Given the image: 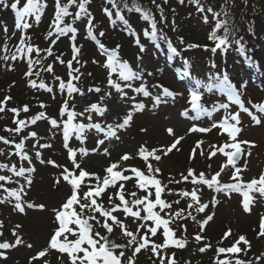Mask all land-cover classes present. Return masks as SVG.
<instances>
[{"label":"rangeland","instance_id":"obj_1","mask_svg":"<svg viewBox=\"0 0 264 264\" xmlns=\"http://www.w3.org/2000/svg\"><path fill=\"white\" fill-rule=\"evenodd\" d=\"M9 9L11 10L12 8H9L8 0H4L0 4V57L8 56L9 59L7 61L0 59V84L2 81L4 82L11 78L15 80L16 86H18V93L24 96L28 89L24 72L27 71L29 66L25 62L20 63L17 73L13 76V74L11 75V72H13L11 68V57L14 54L16 55L18 50V48L16 50V47L18 44L20 45L21 37L25 35L23 27L18 29L14 25V11L12 12ZM4 10H8L7 12L5 11L6 15L3 14ZM181 11L184 12V10ZM191 11L192 9H189L185 14L191 13ZM5 28L7 29L6 32ZM106 32L109 33V29L106 28ZM208 32H212V28L208 30L202 26H195L191 34L184 33L183 35L187 38L188 43L203 45L207 42L206 37ZM37 36H39L38 31L32 35L34 40L38 38ZM119 37L122 38V35ZM128 43L126 44L120 40L115 43L117 44L115 46H122L123 44L129 46ZM63 44L66 47L67 43L64 42ZM115 49H119V47ZM130 50L132 51L133 48L130 47ZM161 52L162 50H156L155 52L149 51L142 55L135 49L128 56L125 53L122 55V59H125L124 61H127L133 70H142V78L139 80L122 81L111 78L114 82L119 83L123 92L126 94L123 99L116 88L108 84L110 70L104 67L106 60L98 57V55L96 56V54L92 56L95 58V62L91 60L92 57L88 59V64H93L92 66L94 68L91 66L89 68L91 69L90 71H95L96 80L91 82L90 77L89 82H81L77 86L74 84L84 95H81L80 92H73L71 97H69L66 87L63 91L60 90L59 85L61 80L65 85L68 83L66 82V78L69 75V70L65 68V63L72 61L71 57H68V54L66 58H63L64 68L60 60L56 62L52 58L51 60L45 58L44 65H47L39 68L43 72L40 73V77H37V72L34 66H32V78L36 80V83L34 88L27 91L29 94L27 98L42 102L43 104L41 105L43 107L41 105L38 106L40 109H45L41 111L45 116L44 118L37 119L35 123L31 122L33 117L26 120L21 131L17 133L20 135V139L17 140H20L19 143L24 137H28L29 133H36L35 137L23 139V148L20 151L27 155V159L20 158L13 144H5L3 141H0V149H3V154H0V164L8 166L7 168L0 169V176L10 177L8 180H0V184L3 185L5 190L3 192V188H0V201H3L0 202V222H2L0 223V243L7 242L10 245H14L8 249H0L4 253V257H0V264H71L67 254L60 253L58 249H51L49 247L50 237L54 229L58 226L53 209L59 210L71 193V186L63 180L61 173L64 168H67L78 175V171L74 168L69 158L68 149L64 147L63 127L64 122L68 120V112L71 111L77 114L84 113V115H75L71 124L99 123L101 128L106 131L108 124L122 123L123 117L137 103H142L145 107L143 110L134 111L133 119L129 125L117 130L119 139L109 138L104 140L103 145L98 146L97 141L104 139V132H97L95 128H85L81 133L83 143H81L80 139H77L74 130L70 133L69 140L67 141L68 147L75 150L74 158L77 163L89 173H95L96 176H99L100 185L103 184V178L106 175L110 176V174L105 172V169L110 164L120 161L121 156L125 153L133 157L128 161L120 162V167L114 169V171H122V175H128L131 179L128 181L118 180L115 186L109 185L106 187L105 192H112V203L110 204L105 201V195L103 196L105 192L101 194L99 200H97L98 197H95L97 203L101 204L104 208H111L116 204H120V200L115 193L118 191L117 189L121 183L124 184L123 192L125 199H134V197L128 194L135 192L139 198L147 196L149 200L155 201V186L149 185L147 189H140L136 183L137 178L130 171L132 167L141 170L145 175H153L155 179L161 182L163 189L161 198L167 205H171V207H166L161 210L160 205H155L153 212L160 215L162 219L169 220L168 227L173 233L170 238L165 237V239H169L168 245L158 248L156 254L151 251V248L153 244L164 245L163 225L157 226L154 221H140L130 216H125L122 208L113 213V215H116L118 219L124 222L128 230L133 231L137 235L138 239L140 236L146 235L150 241L147 249H142L133 257V263L140 264L141 262H146V264H151L157 261L161 263V259H163L166 264V258H168L169 254L177 255L181 251L182 257L176 264H219V261H222L223 257L219 256L221 253L218 252V249L221 247L227 249L240 236H244L248 244L243 242L240 245L241 251L239 255L236 258H231L230 261H226L227 264H236L237 260L245 261L247 264H264V236L259 235L261 221L264 219V198H261L258 192L249 193L254 198V201L250 203V210L246 212L243 208L244 197L242 192L232 190L218 192L215 190V185L209 188L208 185L202 182L193 184L191 177L185 181L181 177L185 173L179 174L178 171L176 172L181 166H177L175 163H171L169 168L165 169L166 172L159 171L150 174L147 171V167L143 166L145 165L143 159L138 156V151L141 146L145 147L148 151L157 150V154L165 151L174 142L173 135L168 132V129H172L175 137H183L178 144V150L173 149L167 153L173 152L177 155L173 154L172 160L177 159L180 162L186 161V154L188 156L187 151L190 147L192 148L191 159H195V162L189 166L193 172L195 171L194 175L198 177L199 174L203 173L204 177L208 176L209 178V176L211 177L217 172H220L221 165L223 164L225 165V170L220 172L217 181L220 184L236 183L237 180L232 177V173L236 168L227 165V158L223 153L217 151L215 156L209 158L207 152L212 150L210 146L215 145L216 148H219L225 143H232L227 132L220 128L219 122L225 117L226 113L239 112L241 123L237 127L241 128V131L236 134L237 138L240 141L252 142L251 146L248 144L241 145L244 152L239 165L236 166L241 169L239 182L243 186L252 179H258L264 173V114L259 113L252 107V104L264 102V42L259 46L258 54L260 56V63L255 67V74H250L247 69L242 67L243 69L238 70L242 78H237L235 81L239 86L242 84L245 85L240 90L241 100L250 111L261 119L262 122L259 125L254 124L247 113L240 111L239 106L229 101L227 96L222 95V93L221 95L218 94L219 98H221L220 100H214L210 106L205 102L203 106L211 110L214 105L228 104L227 109L217 108L216 111H211L210 116L201 115L199 120L182 116L181 112L185 109L189 111V117L195 116L193 114L195 111L188 105L190 90L177 80V75L174 73L175 70L169 65V62L172 60L171 56L167 55L166 51L165 53ZM185 59L190 62V65L191 63H195V59L192 57L183 58L178 56V61L183 65H185L183 63ZM73 62L76 65L79 63L76 59ZM49 65H52V73L46 71ZM190 65H186L188 69H190ZM193 66L192 68L195 74H202L204 79L208 77L209 72H211L210 76L214 75V72L210 71L207 66L199 67L197 64ZM57 69L59 70L57 71ZM72 69L74 68L72 67ZM49 74L52 75V79L48 78ZM55 74H58L61 80L57 79L56 76L53 77ZM87 74L89 75L90 73ZM236 75L239 76V73ZM42 82L46 84V88L39 87ZM190 82L194 84L193 80ZM126 83H130L132 87H125ZM141 84L150 93L149 96L135 91ZM161 86L167 87L179 95H176L174 98L162 96V102L156 105V107H153L155 104L153 97L162 91ZM47 88H51V92H54L49 95L48 93L50 92L46 90ZM89 88H99L100 91L89 92ZM224 96L225 99L222 98ZM206 99L208 98L206 97ZM65 100L68 101V104L63 115H61L60 109L64 105ZM249 101L252 103H249ZM93 103L97 104L102 110L106 109V111H103L102 114L97 113L94 109L90 113L85 112V108H90ZM46 105L47 109L44 108ZM89 116L91 117L90 119ZM49 118L56 119L58 121V127H53L49 123ZM213 122L217 123V127L210 132L190 133L188 131L193 124L201 127H209ZM228 122L230 123L231 120L229 119ZM233 122L235 123V121ZM197 142H200L199 148H196ZM45 144H50L51 147H40V145ZM34 145L36 147H33ZM80 148L87 149L88 154H81L79 151ZM105 148L108 150L107 155L104 154ZM92 149H96V151L93 152L91 151ZM231 150L230 148L225 149V151ZM37 152L41 154L40 159L36 158ZM201 152H204L205 155H200ZM48 160H52L55 162V165L62 167L48 164ZM149 160L152 162L153 168H157L159 162H156L152 157H149ZM187 163L190 164L188 159ZM13 166L17 170L20 167H24L32 168L34 171L31 173L26 172L24 176H16L13 172L9 171ZM29 176L31 177L30 184L26 179ZM88 178H92L96 181V184L98 183L95 177H86L85 179ZM55 182L57 185L54 187ZM21 188L23 190L19 194L20 203L24 209L23 212L15 209L16 199L15 197L9 196L6 191V189L20 190ZM79 189L78 193H80ZM193 189L197 190L199 204L207 205L203 212L196 211L199 205L192 200L190 195L187 197L180 195L181 192L191 193ZM106 196L108 197V195ZM213 198L216 201L215 204L212 203ZM176 201H179V203H176ZM29 204H32L33 207H29ZM189 204H192L193 207H189ZM40 205H43V208L39 207ZM143 208L144 204L133 206V211L139 209L141 216H145L147 213L143 211ZM181 210L183 211L181 217H175L173 215ZM91 214L86 212L85 217ZM95 215L99 216V213ZM208 216H212L213 219L208 221L204 225L203 231H201L200 222L205 221ZM89 223L93 225L91 235L95 239H100L95 236L96 232H99L101 236L109 233L100 224H97L96 221H89ZM140 224L146 225L147 227H142L141 231L137 233L136 229ZM17 225H20V227L17 228ZM69 227L72 228V224ZM150 227L157 228L155 235L148 231ZM227 231H230V236L225 238L224 233ZM109 234L118 243L128 245L127 240L129 238L123 235L120 227L114 226L113 231ZM196 235L202 236V239L196 240ZM17 236L22 240V243L18 245L16 244ZM177 239L184 242L183 247H178L171 243V240ZM28 245L32 247H28ZM200 248H205V251L200 252ZM252 248H254V252ZM45 249L48 250L44 257L32 260L39 251ZM121 251L124 252V256L120 257L122 264H127L128 257L132 256L133 248H126L125 250L116 249V255L119 256ZM79 255L82 256L83 253L81 252Z\"/></svg>","mask_w":264,"mask_h":264},{"label":"snow or ice","instance_id":"obj_2","mask_svg":"<svg viewBox=\"0 0 264 264\" xmlns=\"http://www.w3.org/2000/svg\"><path fill=\"white\" fill-rule=\"evenodd\" d=\"M4 0H0V3H3ZM19 0H16V2H13L11 4V8L13 10H15V17H16V28H21L23 27L24 29H27L30 27V25L26 22H24L22 24V20L23 18H25L28 15H35L36 16V21L39 22L40 20V15L39 12L41 11V9L44 7V5L42 3H40V0H27V3L24 4L23 8H17V4H18ZM89 2V0H80L79 2V12L77 13V16L79 17L80 15H89V22H88V30H87V35L89 38L96 40V36L93 33V26H92V19L90 14L87 12V9L85 7V5ZM108 3H111L112 6L114 8H117L115 17L116 20H120L122 21L125 25H127V21L124 19V16L121 15L120 10L117 7L116 4V0H107ZM165 2H167V0H165ZM181 2H183V0H181ZM193 3L196 4L197 6V10L198 11H205V8L200 4L199 0H192ZM75 3V0H69V4ZM153 3H155V0H153ZM127 7V5H126ZM157 8H159V5H156ZM135 10L137 12H139L142 16L143 19L149 21L150 25H151V32H144L145 36L150 37V39L152 40H156V39H164L167 42V46H168V51L173 55V56H179L181 55L180 51L177 50L176 47H174L171 43V41H167V38L163 35V33H159L158 34V29L156 27V21L153 19V17L151 16L150 12L147 11L146 9H143L141 6L133 4V6L131 8H129V11ZM208 12H212L213 9L211 7H208L206 9ZM103 11L105 12L106 15H108L110 18L112 16V12L108 9L105 8L103 9ZM68 15V4H64L61 5L60 0H55V14H54V20H53V31H55L57 33V35H63L69 31H71L73 33L72 39L75 40V34H76V29L72 28L70 25L69 26H64L61 27V23H62V19L64 16ZM161 19L163 20V17H161ZM224 29L225 35L223 37L217 36L215 30H213V32H211L209 34V40H213L216 41L215 43V47H213L211 49V51L216 52L217 49H220L223 47H227L230 43L229 39H228V34L230 32V28L227 24L226 20H217L215 23V29H219L222 28ZM129 31H131V29H128ZM7 31V29L5 28V32ZM135 34V33H132ZM52 35V31H50L48 33V36ZM100 35L102 36L103 33L101 32ZM53 43H55V41H53ZM98 47L107 52V60L105 62L104 67L109 69V78H108V84L112 85L114 88H116L117 92L120 93L121 98L123 99L125 97V93L123 92V89L121 88V86L114 82L111 79V72H115L117 70H119V79L122 81H132V80H139L142 78V70L141 71H136L133 70V68L128 64L127 61L121 62L118 54H117V50L113 49V50H106L105 46L103 44H100L98 41ZM181 43H183V38H181ZM234 43L236 45H238V51L241 54H244L246 49L244 48V45L241 43V40L237 39L234 41ZM119 46H117L118 48ZM188 48H195V47H199V45H195V44H189L187 45ZM205 48H207V46H204ZM26 48V52L30 53L33 51V46L32 45H25V40L24 37H21V41H20V45L18 46V51L19 52H24ZM143 51V48L141 49ZM36 51L39 52L40 49L36 48ZM46 51L49 52V54H51V49H47ZM72 52H73V59L75 60L79 54V49L77 47H75V45H73L72 48ZM0 59H3L5 61H7L9 59L8 56H3L0 57ZM12 60H16L17 56L14 54L11 57ZM57 59L59 60V57H57ZM139 59V57H138ZM61 63H63V61H60ZM95 62V61H94ZM36 63H39V60L36 61ZM183 63L185 65H189V61L188 60H183ZM28 71L25 72V76H31L32 74V66H33V61L32 60H28ZM72 65V61H68V67L70 69L69 71V76L72 79H79V76H72V72L73 71H78V69H72L71 68ZM10 67V66H8ZM46 71L52 72V65H49L46 69ZM57 79H60L59 77H57ZM29 84L31 86H35V82L34 81H29ZM40 88H46L44 83H40L39 85ZM60 90L63 91L64 88H67L69 97H71V94L73 92H80L79 89H77L72 83L71 80L65 85V83L61 80V83L59 85ZM125 87H132V85L130 83H126ZM213 87H216L218 89H220L221 91H223L228 100L233 102L234 104L239 106V110L247 113L249 115V117L251 118V120L254 122V124L259 125L262 121L261 119L254 114L252 111H250V109L248 107L245 106L244 102L241 100V92L239 90H237V88L235 87L234 84H232L228 78L227 75H222L221 78H219L217 80V82L213 85ZM245 87V85H241V88ZM162 91L155 97H153V100L155 101V104L153 105V107H156V105L160 104L161 101V97H175L176 95H179L178 93H174L173 91H171L170 89H168L167 87H163L161 86ZM47 91L51 92L52 89L51 88H47ZM89 92L95 91V92H99L100 89L99 88H89L88 89ZM136 92H142L145 96H149L150 93L145 89L144 85L141 84L140 87L135 89ZM81 95H84L83 92H80ZM11 99L10 97H5V101ZM201 97H200V93L198 91L192 90L190 91V95H189V103L191 106V109L194 110L196 112L195 116L189 117V111L187 109L183 110L181 112V115L186 117V118H190L193 120H199L201 115H211V111H216L217 108H223V109H227L228 108V104H218V105H214L212 107L211 110H209L208 108L204 107L199 101H200ZM3 103L4 102H0V112L4 111V107H3ZM249 103H252L251 101H249ZM68 101L65 100L64 105L61 107L60 109V113L61 115H63L66 107H67ZM43 107V105H41ZM145 107L144 104L142 103H137L133 105V108L131 110H129L127 112V114L123 117V121L122 123H115V124H108L107 125V130L105 131L103 128H101V125L99 123L96 124H71V121L73 119V117L75 115H84V113H74L69 111L68 112V120L66 122H64V127H63V139L65 141L64 147L68 149V153H69V158L71 159V162L74 166V168L78 171V175L75 174L73 171H70L67 168H64L63 172L61 173L63 180L68 182L71 186V193L70 195L67 197L66 201L61 205V208L59 210L57 209H53L54 215H55V220L56 222H58V226L54 229L53 234L50 237V241H49V247L51 249H58L60 253H65L67 254L71 264H122V260L120 257L124 256V252L121 251L119 253V256H117L116 254H114V249L120 248L121 246L118 244H112L111 246H109V243L107 241L104 240V237L101 236V234L99 232L95 233L96 237H99L100 239L97 240L93 237V235H91V233L93 232V225L89 223V221H96L97 224H100L101 227H103L104 229L107 230V232L111 233L113 231L114 226H118L121 228L122 233L125 237L129 238L127 240V244L130 248H133V253L132 256L128 257V264H133V257L139 253L142 249H147V246L149 244V239L147 238L146 235L140 236L139 239L137 238V235L133 232L128 230L127 226L124 224V222L120 219H118V217L116 215H113L114 212L123 210V213L125 216H130L132 218L138 219L140 221H154L155 224L157 226L163 225L164 226V232L163 235L166 238H170L172 236V231L169 229L168 224H169V220L166 219H162L160 215H158L157 213L153 212V207L155 205H160L161 210H163L166 207H171V205H167L165 203V201L161 198V193L163 191L162 187H161V182L157 179L154 178L153 175H145L144 172H142L141 170L132 167L130 168V171L135 175V177L137 178L136 183L139 186L140 189H147L149 185H154L155 186V201H151L148 199L147 196L143 197V198H139L136 196L135 192H131L128 195H130L131 197H134V199L131 200H127L125 199V195L123 192L124 189V184L121 183L119 185V189L115 195L119 198L120 200V204H116L111 208H104L101 204L97 203V200L95 199V197H100L101 194L103 192H105V189L107 186L109 185H115L116 182L118 180L121 181H128L129 179H131L130 176L128 175H122V171H114V169H117L120 167V162L123 161H128L130 159H132L133 157L130 156L129 154L125 153L123 156H121L120 161L116 162V163H112L110 164L106 169L105 172L109 175H106L103 178V184L100 185L99 181H100V177L96 176L95 173H89L88 171L84 170L83 168L80 167V164L77 163L76 159L74 158V153L75 150L72 148L68 147L67 141L69 140V136L70 133L74 130L76 133V137L77 139L81 140V143H83V138L81 136V133L84 131L85 128H95L97 130V132H104V139H100L97 141V145H103L104 144V140L109 139V138H116L119 139V137L117 136V130L118 129H123L126 126L129 125L130 121L133 119V112L134 111H140L143 110ZM252 107L255 108L259 113L264 114V102L262 103H253ZM95 110L97 113H101L105 110H102L100 107H98L97 104L93 103L90 108H85V112H91V110ZM24 111H28V106L25 105L23 107ZM10 111H12L13 113H17L18 110L13 108L10 109ZM45 114L43 112L39 113L37 116L32 118V123H35V121L37 119L40 118H44ZM91 117L89 116V119ZM232 120L235 121V123L233 124H229L228 120ZM14 123H16L18 125V127H16L15 129H8L5 128L6 131H10V132H15V133H19L21 131V128L25 125V121L24 120H15ZM49 123L53 126V127H58V121L54 118H49ZM241 123L240 121V115L239 112L236 113H231V114H227L225 115V117L219 122V126L220 128L227 132L229 138L232 140V143H225L222 147L216 148L215 145L210 146V148L212 150H210L209 152H207V156L209 158H212L213 156L216 155V152H220L223 153V155L227 158V165H232L233 167L236 168V170L232 173V177L235 178L237 180L236 183H230V184H220L217 181V177L220 175V172H223L225 170V165H221L220 168V172H217L216 174L212 175L210 180L205 179L204 174L201 173L199 174V176L197 177L196 175H194L193 170L190 168L188 170V174L182 176V179L187 181L189 180V178L191 177L192 179V183L196 184V183H203L208 185L209 188H212L213 185H215V190L216 191H236V192H242V195L244 197L243 200V208L244 210L247 212L250 210L249 205L250 203H252L254 201V198L251 197L249 195L250 192H258L260 194L261 198H264V173H262L258 179H252L250 182L244 184L242 186V184L239 182V173L241 171L240 168L236 167V161L237 159H239L241 157L242 152H244V149L242 148L241 145L243 144H248L251 146L250 141H240L237 138V133H239L241 131V128L237 127V125H239ZM217 127V123L213 122L211 123V125L209 127H201V126H197L196 124H193V126L188 130L190 133L191 132H199V133H207L210 132L212 129ZM142 131H144L142 129ZM168 132L173 135L174 137V142L165 150L163 151L161 154H157V150H151L148 151L145 147L141 146L139 151H138V156L143 159L146 167H147V171L149 173H154V172H159L160 169L159 168H153L152 162L149 160V157H152L156 162H159L161 160V156L162 155H166L168 152L172 151L173 149H177L178 150V144L180 142V140L183 139V137H175V133L172 129H168ZM36 133L32 132L29 133L28 137H24L23 139H28L29 137H35ZM23 139L21 140L20 143H16L15 144V149L17 150V154L20 155L21 159H27V155L21 153V149L23 148ZM0 141H3L5 144H11L12 141L6 139L5 137H0ZM33 147H36L35 145ZM40 147L42 148H46V147H51L50 144H45V145H40ZM200 147V142H197L196 148ZM226 148H230L232 149L231 151H225ZM79 151L81 152V154L83 155H87L88 154V150L85 148H80ZM91 151L95 152L96 149H92ZM195 151V149H194ZM0 154H3V149H0ZM104 154H108V150L105 148L104 149ZM9 155H11V153H9ZM40 152L36 153V158L40 159ZM200 155H205L204 152H201ZM42 163H44L43 160H41ZM48 164H52L54 166L57 167H62L60 165H55V162L52 160H48L47 161ZM8 166L5 164H0V169L3 168H7ZM9 171L13 172L16 176H24V174L26 172L31 173L32 171H34V169L32 168H24V167H20L19 170H17L15 168V166H13L12 168L9 169ZM86 177H95L97 180V186L95 188L89 187V190L87 192H84L83 196L80 197L79 193H78V189L80 188L84 178ZM10 179V177H5V176H0V180H8ZM28 183H31V177H27L26 178ZM171 182V181H170ZM57 183H59V181H57ZM178 183V182H177ZM3 185L0 184V188H2ZM23 189L21 188L20 190L17 189H11V190H7L8 195L11 197H15L16 199V203H15V209L23 212L24 209L21 206L20 203V194L19 192L22 191ZM180 195L187 197V196H191L192 200L195 201L199 206L196 208L197 212H203L204 209L207 207V205L205 204H199V200L197 197V190L193 189V191L191 193L188 192H181ZM5 199H7V197H5ZM109 203H112L113 197L112 195H109ZM81 200H84V203H81ZM3 202V201H0ZM146 202V203H145ZM176 203H179V201H176ZM213 204L216 203L215 199L213 198L212 201ZM78 205L79 206V212L72 210V211H67L69 209L73 208V205ZM144 204V208L143 211L147 213V215L145 216H141V211L139 209L133 211V206H137V205H141ZM29 207H33L32 204L28 205ZM39 207L43 208V205H40ZM189 207H193L192 204H189ZM92 213L91 215H88L85 217V213ZM96 213H99V216L95 215ZM175 217H181L183 215V211H178L176 213L173 214ZM189 215H191L189 213ZM102 218V221H101ZM193 219H195L193 217ZM213 217L212 216H208L206 218L205 221L200 222V228L201 231H203L204 229V225L212 220ZM111 221V222H110ZM2 223V222H0ZM69 223H73L75 225H77L79 227V236L77 239L75 240H69L68 239V233L71 234H75L74 230L72 228H70L68 225ZM17 228L20 227V225L16 226ZM142 227H147L146 225L140 224L137 226L136 232H140ZM261 230L259 235L264 236V219H262L261 221ZM148 231L151 232L153 235L156 234L157 232V228L156 227H150L148 228ZM63 235V241H61L60 238ZM230 236V231H227L224 233V237L227 238ZM196 240H201L202 236L200 235H196L195 236ZM103 241V242H102ZM142 241V242H141ZM243 241L245 244H248V241L245 239L244 236H240L239 239L232 244L231 247L229 248H219L218 252L219 253H238L241 251V249L237 246L240 244V242ZM22 240L19 238V236H17L16 239V244H21ZM84 243H87V245L89 247L85 248L82 247V245ZM169 243V239H165L164 241V245H156L153 244L151 251L156 254L158 251V248H162L167 246ZM171 243L175 244L178 247H183L184 246V242L181 240H171ZM98 245V247H97ZM14 245H10L7 242L4 243H0V249H8L10 247H13ZM28 247H32L31 245H28ZM90 249V250H89ZM48 249L39 251L35 257L32 258V260H35L39 257H44L46 254V251ZM200 252H204L205 248H200L199 249ZM83 253V255H79V253ZM0 257H4V253L2 251H0ZM6 258V257H5ZM257 259H259V257H257ZM161 264H164L163 259H161ZM169 264H174L173 261H169ZM219 264H227L226 261H219ZM236 264H247V262L245 261H240L237 260Z\"/></svg>","mask_w":264,"mask_h":264},{"label":"trees","instance_id":"obj_3","mask_svg":"<svg viewBox=\"0 0 264 264\" xmlns=\"http://www.w3.org/2000/svg\"><path fill=\"white\" fill-rule=\"evenodd\" d=\"M43 1L44 0H40V3L43 4ZM79 2L80 0H75V3L69 4V0H60L61 5L68 4V15L63 17L61 27L72 25L71 27L77 30L78 24H84L86 22L84 17L75 18V16H73L75 11H79ZM199 2L205 8V11H197V6L192 0H183V2H181V0H167V2H165V0H155V3H153V0H116L117 7L122 12L124 19L127 22L135 21L136 26L139 28H143V26L146 25V20L142 18L139 12L135 10L129 11V8H131L133 4H136L149 11L156 21V24L159 26L160 33L164 31L163 34L173 39L181 53L191 54L192 58L195 59V64L201 65V67L207 66V68L215 72L218 77L221 75V69H225L229 72L231 68L234 67L229 64L239 65L242 62V54L237 50L239 46L234 43L237 39L241 40V43L244 45L246 49L245 53L251 55L254 59H260L258 54L259 46L264 42V0H199ZM156 5L160 7L157 8ZM49 7L52 17L48 25L43 28L41 36L36 40L32 37V32H34L36 26H34L32 20L30 21L31 28L28 30V36L24 40L25 45L30 44L33 46V51L27 53L26 48L24 52H19L17 50L16 56H20V58L12 61L11 68L13 72H11V75L13 74L14 76L18 71V65L24 62L23 56H26L27 59H31L33 63L39 60V63L35 64V71L38 77H40V73H43L39 68L47 65H44L46 61L45 58L49 60L52 58L57 62V57L61 60L67 56L69 51L63 43L68 42L69 44V38L72 37L71 31L59 36L53 31L55 0H51ZM85 7L87 10L89 9L91 11L92 9H98L97 15L91 16L92 26L94 32L98 36H101V32L103 33L101 37L105 44L114 47L116 45L115 43L121 40L126 44L129 42L128 44L130 46L131 43L136 42L131 38V31L128 30L122 21L116 20V18L111 20L113 30L111 29V32L104 37L105 27H108V22H106L107 17L103 9L111 8L107 0H89ZM208 7H211L213 11L208 12L206 10ZM189 9H192L191 13L185 14ZM181 10H184V12ZM71 12L72 16L70 15ZM161 17H163V20ZM217 20H226L230 28L228 34L230 43L226 48L222 46V48L217 49L216 52L211 51V49L215 47L216 41L209 40V36L206 38V44L200 45L196 43L195 45H199V47H187L189 44L187 38L183 34H191L195 26H202L204 29L206 28L208 30L212 28L215 30L217 36L223 37L225 35L223 27L215 29ZM50 31H52L54 35L48 36ZM120 35H122V38L119 37ZM139 37L140 39H138V41L144 44L146 40L141 36ZM181 38H183V43H181ZM79 40L71 39V43H74L75 47L79 49V54L76 58V61L78 60L79 63L76 65L72 61L71 65L74 69H78V71H73L72 76H79V83L89 82L90 77L92 80L91 82H93L96 80V75L94 70L90 71L91 69L89 66L92 68L94 67L92 63L88 64V59L93 55L95 56L96 51L94 45L88 40ZM53 41H55V43H53ZM205 45L207 48L204 47ZM127 46L128 45L123 44L121 46L122 50L126 51ZM36 48H39L40 51L37 52ZM47 49H51V54L46 51ZM91 60L95 61V58L92 57ZM44 72L46 73V71ZM87 73L90 74L88 75ZM48 78L52 79V75L49 74ZM17 87L15 80L11 78L4 82L2 81L0 84V102H4V111L0 112V134H7L15 139L19 138L18 134L5 130V128L15 129L17 127L16 123H12V121H26L30 117L45 110L43 108L40 109L38 106L43 104L42 102H37L32 99L29 100L27 98V95H29L27 93L28 89L26 90V95L22 96L18 93ZM6 96L11 99L5 101ZM25 105L28 106V111L23 110ZM13 108L17 109L18 112L13 113L10 111V109ZM44 108L47 109V105ZM173 154L175 153L172 152L165 155L159 161L157 168H159L161 172H166L165 169H168L171 163H175L177 166H181L176 172L178 171L179 174L184 173L186 169H188L187 166L195 162V159L194 161L188 160V162H190V164H188L187 154L186 161L180 162L177 159L172 160ZM252 250L254 252V248H252Z\"/></svg>","mask_w":264,"mask_h":264},{"label":"water","instance_id":"obj_4","mask_svg":"<svg viewBox=\"0 0 264 264\" xmlns=\"http://www.w3.org/2000/svg\"><path fill=\"white\" fill-rule=\"evenodd\" d=\"M106 241L109 243V246H111L112 244H115V242L110 238H106Z\"/></svg>","mask_w":264,"mask_h":264}]
</instances>
